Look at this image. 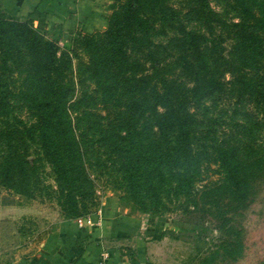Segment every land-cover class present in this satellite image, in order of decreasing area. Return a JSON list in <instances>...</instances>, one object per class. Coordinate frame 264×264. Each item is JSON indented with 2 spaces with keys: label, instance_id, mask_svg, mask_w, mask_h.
Returning a JSON list of instances; mask_svg holds the SVG:
<instances>
[{
  "label": "trees",
  "instance_id": "1",
  "mask_svg": "<svg viewBox=\"0 0 264 264\" xmlns=\"http://www.w3.org/2000/svg\"><path fill=\"white\" fill-rule=\"evenodd\" d=\"M230 1L236 18L210 0L179 2L182 12L164 0H124L99 34L82 36V70L98 97L82 80L74 95L70 58L53 41L24 18L0 15V185L40 189L28 159L36 143L58 192L84 194L97 171L142 209L177 210L199 228L190 235L205 236L201 221L214 211L196 186H206L208 163L244 197L247 171L264 161V0ZM94 101L102 113L88 109ZM222 240L227 250L238 245Z\"/></svg>",
  "mask_w": 264,
  "mask_h": 264
},
{
  "label": "rangeland",
  "instance_id": "2",
  "mask_svg": "<svg viewBox=\"0 0 264 264\" xmlns=\"http://www.w3.org/2000/svg\"><path fill=\"white\" fill-rule=\"evenodd\" d=\"M124 0H103L100 15L105 23L118 11ZM170 2L171 7L180 12L179 2L185 0H164ZM228 2V4L226 3ZM214 9L221 15L236 18L238 11L232 9L230 0H210ZM28 27L40 36L41 40L53 41L59 52L64 51L70 58L71 77L74 81V95H78L85 88L89 94L98 97V91L91 92L92 83L83 72L88 62V54L84 36L87 29L82 25L66 32H57L43 28H36L31 18H24ZM79 25V24H78ZM105 27L93 31V34L102 31ZM43 33V34H42ZM134 57L130 55L129 58ZM141 56L135 55L136 59ZM143 65L139 72L145 73L147 62L139 59ZM82 80L84 85H79ZM84 90V91H85ZM95 102V101H94ZM81 109V108H80ZM93 112H100V105L88 108ZM85 115H83L84 119ZM78 131V130H76ZM30 167L37 173V187L31 191L27 187L25 193H16L0 185V200L4 196L12 199L11 203L0 204V249L4 255L0 257V264L5 259L18 255H29L35 252L38 242L49 231H54L62 219L74 220L105 215L107 213H123L133 217L136 228H132V235L119 243H129L132 250L124 254L137 264H264V161L247 171V193L244 197L233 195L224 183L223 174L215 163H208L203 179L196 195L203 201L204 207H210L214 214L211 221H201L200 231L205 236L190 235L193 230L190 220L177 210L161 213H150L142 209L119 188L108 185L97 171L91 173V187L86 186L84 194H74V190L65 194V189L56 190L53 173L50 165L39 153L38 145L31 143L29 147ZM90 187V188H89ZM204 190H202V188ZM88 191V193H87ZM59 195V196H57ZM147 206V205H146ZM222 227L215 229L219 224L217 215H222ZM4 223H1L3 222ZM23 225L20 234L16 232L14 239L7 240V231ZM203 229V230H202ZM209 229L211 231H209ZM226 230L228 236L221 232ZM236 238L235 250H227L222 239ZM136 240V243L134 241ZM125 245V244H120ZM135 245V250L133 246ZM210 250L206 257H201V251ZM132 251V252H131ZM3 254V253H2Z\"/></svg>",
  "mask_w": 264,
  "mask_h": 264
},
{
  "label": "crops",
  "instance_id": "3",
  "mask_svg": "<svg viewBox=\"0 0 264 264\" xmlns=\"http://www.w3.org/2000/svg\"><path fill=\"white\" fill-rule=\"evenodd\" d=\"M102 1L0 0V15L29 17L40 31L46 28L70 33L82 23L85 29L93 31L105 24L99 13ZM134 224L128 214L114 212L101 214V217L98 214L91 225L78 226L74 220L62 219L53 232L49 231L38 242L35 252L9 257L3 264H137L124 254L132 250L129 243H121L132 235L130 228ZM2 255L4 252L0 251V257Z\"/></svg>",
  "mask_w": 264,
  "mask_h": 264
},
{
  "label": "built area",
  "instance_id": "4",
  "mask_svg": "<svg viewBox=\"0 0 264 264\" xmlns=\"http://www.w3.org/2000/svg\"><path fill=\"white\" fill-rule=\"evenodd\" d=\"M98 216H96L97 218ZM75 223L78 225V226H83V225H91L95 222V220L93 219V217H86V218H75L74 219Z\"/></svg>",
  "mask_w": 264,
  "mask_h": 264
}]
</instances>
